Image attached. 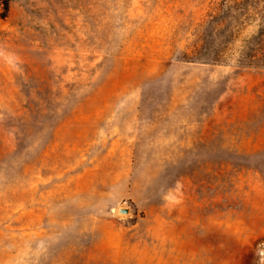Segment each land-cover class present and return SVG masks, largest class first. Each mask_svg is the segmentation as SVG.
I'll return each instance as SVG.
<instances>
[{
  "label": "rangeland",
  "instance_id": "374dc122",
  "mask_svg": "<svg viewBox=\"0 0 264 264\" xmlns=\"http://www.w3.org/2000/svg\"><path fill=\"white\" fill-rule=\"evenodd\" d=\"M0 264H264V0L0 2Z\"/></svg>",
  "mask_w": 264,
  "mask_h": 264
},
{
  "label": "trees",
  "instance_id": "16d2710c",
  "mask_svg": "<svg viewBox=\"0 0 264 264\" xmlns=\"http://www.w3.org/2000/svg\"><path fill=\"white\" fill-rule=\"evenodd\" d=\"M1 4L3 5L4 8L7 7L8 0H0Z\"/></svg>",
  "mask_w": 264,
  "mask_h": 264
},
{
  "label": "water",
  "instance_id": "95a60500",
  "mask_svg": "<svg viewBox=\"0 0 264 264\" xmlns=\"http://www.w3.org/2000/svg\"><path fill=\"white\" fill-rule=\"evenodd\" d=\"M119 212L125 214L126 210H119Z\"/></svg>",
  "mask_w": 264,
  "mask_h": 264
}]
</instances>
